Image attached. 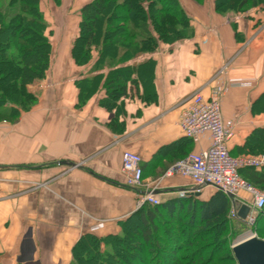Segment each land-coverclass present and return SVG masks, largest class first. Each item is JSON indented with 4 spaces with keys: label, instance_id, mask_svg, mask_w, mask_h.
Segmentation results:
<instances>
[{
    "label": "crops",
    "instance_id": "crops-1",
    "mask_svg": "<svg viewBox=\"0 0 264 264\" xmlns=\"http://www.w3.org/2000/svg\"><path fill=\"white\" fill-rule=\"evenodd\" d=\"M88 1H61L62 20H47L51 65L27 87L35 102L17 118L0 120V264H71L85 233L120 232L158 182L161 201L180 196L189 180L165 172L211 144L208 132L194 142L179 124L196 91L208 98L217 86L228 87L222 112L236 123L234 154L251 152L249 136L264 126L263 5L222 14L215 0H179L191 18L189 35L101 66L107 52L100 48L82 64L73 56ZM128 66L126 93L113 96L109 75ZM126 150L142 156L151 183L127 185ZM212 191L205 187L203 198Z\"/></svg>",
    "mask_w": 264,
    "mask_h": 264
},
{
    "label": "trees",
    "instance_id": "trees-1",
    "mask_svg": "<svg viewBox=\"0 0 264 264\" xmlns=\"http://www.w3.org/2000/svg\"><path fill=\"white\" fill-rule=\"evenodd\" d=\"M2 1L0 119H15L20 110L29 109L35 102L34 93L27 87L46 76L53 46L41 0ZM53 1L60 4L62 0ZM215 4L222 14L239 13L264 6V0H215ZM115 10L124 14L118 16L117 24L101 30L99 23L112 18ZM80 11V35L72 51L81 64L92 58L95 47L107 52L101 66H110L129 53L156 48L159 40L171 42L190 34L187 26L191 18L179 0H89ZM9 32L10 37L3 40ZM99 35H103L102 41ZM115 47L120 50L118 55L112 51ZM130 69L121 67L110 73L108 88L113 96L126 93ZM249 138L251 152L245 155L264 153V126L256 128ZM239 172L250 184L264 188V166L242 167ZM212 189L208 198H203V189L199 194L177 196L159 204L146 203L121 221L118 233H85L73 249L71 264H238L231 240V234H236L232 221L253 228L264 238V209L257 212L255 223L250 225L231 216L230 195ZM136 218L139 223L132 226ZM131 226L139 234L138 243L132 242ZM130 249L133 252L128 253Z\"/></svg>",
    "mask_w": 264,
    "mask_h": 264
},
{
    "label": "built area",
    "instance_id": "built-area-1",
    "mask_svg": "<svg viewBox=\"0 0 264 264\" xmlns=\"http://www.w3.org/2000/svg\"><path fill=\"white\" fill-rule=\"evenodd\" d=\"M227 65L221 71H226ZM249 85L248 82L240 83ZM227 86H217L207 98L199 90L187 100L181 113L180 127L185 136L194 142L201 140L202 134L208 132L211 144L206 149L190 152L167 171V175H179L189 180L188 188L180 191V196L199 194L207 186L218 188L233 198L231 216L241 219L238 210L247 199L251 198V210L244 219L250 225L256 221V214L264 209V188L250 184L239 172L242 167L264 166V153L258 155L234 156L230 152L229 141L235 134L236 123L224 117L222 112V95ZM142 156L131 150L123 154L121 170L127 185L139 188L146 184L142 166ZM159 182L139 199V206L146 203L159 204L161 199L157 192ZM242 220V219H241ZM252 235H257L250 231Z\"/></svg>",
    "mask_w": 264,
    "mask_h": 264
},
{
    "label": "rangeland",
    "instance_id": "rangeland-1",
    "mask_svg": "<svg viewBox=\"0 0 264 264\" xmlns=\"http://www.w3.org/2000/svg\"><path fill=\"white\" fill-rule=\"evenodd\" d=\"M8 0H3L2 1V3H5V2H7ZM41 3H42V8H43V10H44V12H45V17L47 18V20H62V18H59V16H58V12H57V10H59V8H61V6H60V4H56L53 0H41ZM70 12H72V11H68V12H66V14H68V20H74L75 19V17L74 16H71V18L69 17V13ZM121 14H124V11H117V10H115V13H114V15H113V17L112 18H108V19H102V21L99 23V28L102 30L103 28H106V26L107 27H109V26H112V25H115V24H117V22H118V20H119V18H118V16L119 15H121ZM136 14V12H134L133 13V15H135ZM165 16V15H164ZM163 16V17H164ZM168 17V16H167ZM65 18H63V20H64ZM174 20H177L176 18H173ZM165 30V29H164ZM10 33V32H9ZM108 32H106V36L107 37H110L111 35H108L107 34ZM12 33H10V34H6V35H4V37L2 38L3 40H6V38L7 37H10V35H11ZM115 35H113L112 36V38L114 37ZM99 37H100V40L102 41L103 39V35H99ZM101 41H100V43H101ZM115 49V51H117L118 50V48L117 47H115L114 48ZM1 120V119H0ZM264 145V144H263ZM185 156H187V155H185ZM185 156H183L182 158H180V159H178V160H176L174 163H172V165L167 169V171L171 168V167H173L178 161H180L181 159H183ZM167 171L165 172V176L167 175L166 173H167ZM151 181L152 180H149V179H145V182L146 183H151ZM242 194L245 196V198L247 199V201H246V203H244V204H247L248 206H250V210H249V212H252V210H251V206H252V204H251V198H250V196L248 195V193H246V192H242ZM240 208V207H239ZM234 218V217H233ZM132 222V221H131ZM138 224L139 223V221H137V218L136 219H134V221L131 223L132 224V226H133V224ZM232 223L234 224V229H235V231H236V234H231V240H232V242H233V244H234V241L239 237V236H241L242 234H245L246 232H250V231H254V229L253 228H251V227H249V226H246V225H241V224H239V223H237V222H234V221H232ZM135 224V225H136ZM131 226V228H130V231H129V233L133 236V239H132V242L133 243H138L139 241H138V237H139V234L137 233V232H135L134 230L135 229H133V227ZM255 233H256V231H254ZM257 234V233H256ZM230 236V235H229ZM258 236V235H257ZM259 237V236H258ZM262 238V237H261ZM127 252L128 253H131V252H133V249H130V250H127ZM221 256H224V254H222ZM214 264H218V262H215Z\"/></svg>",
    "mask_w": 264,
    "mask_h": 264
},
{
    "label": "water",
    "instance_id": "water-1",
    "mask_svg": "<svg viewBox=\"0 0 264 264\" xmlns=\"http://www.w3.org/2000/svg\"><path fill=\"white\" fill-rule=\"evenodd\" d=\"M250 206L242 204L238 214L242 220L247 217ZM233 252L238 264H264V238L246 232L233 244Z\"/></svg>",
    "mask_w": 264,
    "mask_h": 264
}]
</instances>
